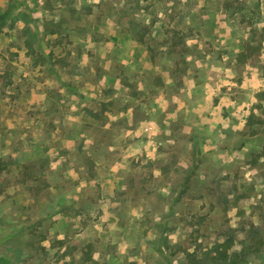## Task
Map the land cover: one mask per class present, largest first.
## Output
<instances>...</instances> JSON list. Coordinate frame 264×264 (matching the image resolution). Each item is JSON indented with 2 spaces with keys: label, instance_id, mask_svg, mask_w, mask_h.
Listing matches in <instances>:
<instances>
[{
  "label": "rangeland",
  "instance_id": "obj_1",
  "mask_svg": "<svg viewBox=\"0 0 264 264\" xmlns=\"http://www.w3.org/2000/svg\"><path fill=\"white\" fill-rule=\"evenodd\" d=\"M263 145L264 0H0V264H264Z\"/></svg>",
  "mask_w": 264,
  "mask_h": 264
},
{
  "label": "trees",
  "instance_id": "obj_2",
  "mask_svg": "<svg viewBox=\"0 0 264 264\" xmlns=\"http://www.w3.org/2000/svg\"><path fill=\"white\" fill-rule=\"evenodd\" d=\"M231 7H233L232 3ZM109 103L110 104H106L113 105L115 100H111ZM256 132L257 129L252 130V134ZM258 154L264 158V145ZM234 242L235 240L233 237H228L220 242H216V246L207 254L208 257H206L198 248L190 249L189 247H182L181 250L185 254L183 257V264H205V262H207V264H239L240 261H238L237 258L241 257L242 252L234 249ZM263 244L264 239L259 236H254L247 242V248H250V250H260V247Z\"/></svg>",
  "mask_w": 264,
  "mask_h": 264
}]
</instances>
